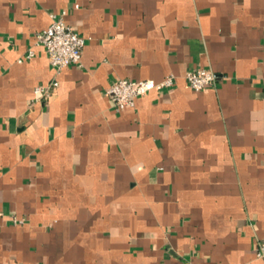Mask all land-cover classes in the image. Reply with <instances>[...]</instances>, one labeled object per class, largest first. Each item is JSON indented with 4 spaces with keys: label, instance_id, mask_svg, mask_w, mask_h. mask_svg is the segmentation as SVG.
<instances>
[{
    "label": "crops",
    "instance_id": "obj_1",
    "mask_svg": "<svg viewBox=\"0 0 264 264\" xmlns=\"http://www.w3.org/2000/svg\"><path fill=\"white\" fill-rule=\"evenodd\" d=\"M62 14L86 44L58 73ZM263 237L264 0H0V264H264Z\"/></svg>",
    "mask_w": 264,
    "mask_h": 264
},
{
    "label": "built area",
    "instance_id": "obj_2",
    "mask_svg": "<svg viewBox=\"0 0 264 264\" xmlns=\"http://www.w3.org/2000/svg\"><path fill=\"white\" fill-rule=\"evenodd\" d=\"M64 14L53 15L50 26L36 34V43L45 48L51 64L58 73L69 65L81 62L86 44L85 38L66 23ZM33 55V51L28 54L29 57ZM217 78L215 72L204 68L190 71L186 75L189 86L196 91L207 90L214 85ZM176 82L177 79L173 75H167L161 81L120 78L110 85L107 95L110 97L113 107L120 111L127 107H135L137 99L147 95L150 91H162L172 87ZM59 84V80L54 79L47 84L36 86L34 89V102H44L51 98ZM15 221L17 222L16 219ZM255 252L258 257L264 259V237L258 241Z\"/></svg>",
    "mask_w": 264,
    "mask_h": 264
}]
</instances>
